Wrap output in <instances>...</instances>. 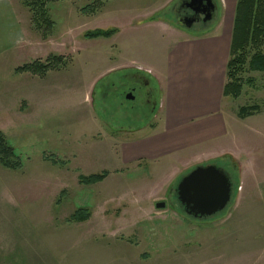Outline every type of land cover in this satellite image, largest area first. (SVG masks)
Here are the masks:
<instances>
[{
	"label": "rangeland",
	"instance_id": "rangeland-1",
	"mask_svg": "<svg viewBox=\"0 0 264 264\" xmlns=\"http://www.w3.org/2000/svg\"><path fill=\"white\" fill-rule=\"evenodd\" d=\"M25 1L18 9L33 38L30 62L63 57L66 65L46 80L35 76L28 89L20 85L22 98L11 93L14 74L0 75V132L21 164L14 171L0 163V264H264V72H248L242 96L220 101L228 134L194 147L234 158L182 164L169 152L150 163L126 151L166 129L163 92L152 80L151 96L140 93L125 62L164 72L178 40L205 36L230 45L238 0H219L216 21L186 32L207 29L200 37L168 30L179 0L50 2L51 30ZM111 29L117 33L109 39L85 38ZM253 106L260 108L254 116L238 117ZM209 165L230 178L232 200L195 219L181 210L175 190L190 171ZM103 172L102 183L79 181ZM161 202L166 207L157 209ZM80 209L89 220L70 222Z\"/></svg>",
	"mask_w": 264,
	"mask_h": 264
},
{
	"label": "crops",
	"instance_id": "crops-1",
	"mask_svg": "<svg viewBox=\"0 0 264 264\" xmlns=\"http://www.w3.org/2000/svg\"><path fill=\"white\" fill-rule=\"evenodd\" d=\"M20 3L21 0H0V75L14 74L17 79L10 90L13 96L22 98L21 90L28 89L35 76L15 73L17 68L31 63L30 57L34 54L32 35L20 17ZM174 26L168 28L171 34L177 33L172 31L176 29L178 32L200 37V34L207 31L206 29L195 35L177 27L176 21ZM177 42L168 55L170 61L167 59L166 64H161L165 68L164 72L160 65L153 67L131 63L130 66L125 62L128 67L125 66L124 69L131 70L129 75L134 81L133 76H142L148 81L150 88V81L153 80L163 92L161 109H165V113L162 122L166 129L165 134L154 135L141 143V150L130 147L126 151L132 159H144L150 163L169 152H174L176 158L183 159L185 162H181L182 164L197 165L224 156L234 158L226 150L213 154V148H210L202 154L201 151L197 153L194 148L228 134L229 124L224 116L226 113L220 109V101L224 99V81L231 42L227 45L226 40L214 41L205 36L197 40L186 38ZM222 63L225 65L223 76ZM47 78L48 75L42 80ZM157 128V125H153L152 131L156 133ZM203 159L206 160L202 161Z\"/></svg>",
	"mask_w": 264,
	"mask_h": 264
},
{
	"label": "trees",
	"instance_id": "trees-1",
	"mask_svg": "<svg viewBox=\"0 0 264 264\" xmlns=\"http://www.w3.org/2000/svg\"><path fill=\"white\" fill-rule=\"evenodd\" d=\"M60 0H26L25 6L34 12V20L41 18L47 29L54 28L47 6L50 2ZM100 1V3H99ZM102 4L108 0H99ZM94 6H88L83 12H93ZM38 17V18H37ZM39 22V21H38ZM117 33L116 29L97 30L85 35L88 40L99 38L109 39ZM63 57H49L45 62L35 61L16 69L19 74H31L44 78L49 72L61 70L66 65ZM264 72V0H238L234 18V26L230 45L229 59L226 66V83L223 90L224 98L239 99L242 96L247 73ZM252 81H248L249 83ZM250 83V84H251ZM260 111L257 106L243 107L238 112L241 120L254 116ZM0 163L8 170H18L21 167L13 149L7 144L4 135L0 132ZM109 176L108 172L93 174L88 177H79L82 185L102 183ZM90 218V212L84 209L76 211L70 222L84 223Z\"/></svg>",
	"mask_w": 264,
	"mask_h": 264
},
{
	"label": "water",
	"instance_id": "water-1",
	"mask_svg": "<svg viewBox=\"0 0 264 264\" xmlns=\"http://www.w3.org/2000/svg\"><path fill=\"white\" fill-rule=\"evenodd\" d=\"M183 0L176 10L177 24L187 31L193 29L203 15V22L210 23L216 18L217 5L213 0H191L187 8L194 13L182 16ZM175 195L181 210L195 219H205L224 211L230 204L233 187L226 172L217 166H198L178 183ZM157 209H164V202L157 203Z\"/></svg>",
	"mask_w": 264,
	"mask_h": 264
},
{
	"label": "flooded vegetation",
	"instance_id": "flooded-vegetation-1",
	"mask_svg": "<svg viewBox=\"0 0 264 264\" xmlns=\"http://www.w3.org/2000/svg\"><path fill=\"white\" fill-rule=\"evenodd\" d=\"M181 1L182 0H179L178 3L175 4L174 7H173V15L175 17L176 24H177V17H178L176 15V10L180 6ZM190 1L191 0H183V5L185 6V8L181 12V15L182 16H192V15H194V13L190 10V8H187V5L190 3ZM213 1L217 5V12H216V18L212 22H210V23H204L203 22V15H200V16H197L198 21L194 24L193 29L191 31H187L186 29L182 28L181 26H179L177 24L178 27L181 28V29H183L186 32H192L195 29H198V30L201 31L202 28H207L211 23H213L214 21H216L217 15L219 13V8H220L219 0H213ZM133 78L136 80L135 83H136L137 89L140 91V93H143L147 97H150L151 96L152 89L149 88L148 81L145 80V78H143L142 76H139V75L133 76Z\"/></svg>",
	"mask_w": 264,
	"mask_h": 264
}]
</instances>
